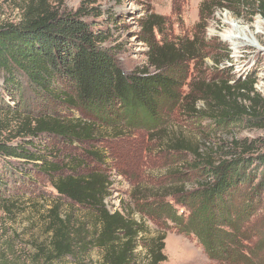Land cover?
<instances>
[{"label":"rangeland","instance_id":"374dc122","mask_svg":"<svg viewBox=\"0 0 264 264\" xmlns=\"http://www.w3.org/2000/svg\"><path fill=\"white\" fill-rule=\"evenodd\" d=\"M204 1L66 0L64 6L67 11H76L85 2L89 8L102 11L97 26L107 37L103 47L113 53L127 75L142 69L155 73L151 55L159 48L171 46L177 55L178 65L171 74L176 75L180 88L175 99L163 101L161 124L156 128H129L115 122L100 124L103 136L97 135L88 144L48 138L44 142L58 153L63 168L59 175L87 176L100 172L106 176L110 194L105 200L107 209L120 211L145 229L138 248L140 263L146 260V247L164 237V264H219L209 257L196 235L187 234L184 225H176L157 211L166 204L174 206L179 214L192 211L178 205L182 197L178 191L193 202L192 193L205 181L200 176L203 171L192 168L193 157L178 152L175 143L185 140L191 149L201 148L205 158L213 155L218 163L241 151L239 146L244 143L264 139V33L251 35L261 31L264 19L252 16V9L245 7L238 9L239 15L212 7L219 5V0H208L207 16H202ZM22 4V0H0V26L19 22ZM236 29H247L251 43L235 45L225 39ZM250 81H255L254 89L261 102L253 106L257 114L234 120H220L208 114V105L201 100L208 83L230 82L240 86ZM1 87L0 82V90ZM235 101L239 107L251 105L245 97ZM20 108L24 114L16 116ZM45 112L71 119L86 117L82 111L43 102L30 91L24 93L22 103L18 95H4L0 98V141L16 144L20 140L14 138L26 117ZM91 151L101 160L94 158ZM253 170L248 183L234 196L232 206L239 210L233 214L240 215L237 222L248 228L250 237L245 244L249 251H257L258 244L264 241V195L246 204L252 190L263 181L261 170ZM6 182L5 195L10 200L8 206L0 205V264H36L39 247L50 246L52 211L57 208L63 218L71 214L76 224L84 222L88 232L96 229L93 214L60 196L47 175L33 172L28 180L8 177ZM252 206L254 212L243 210ZM259 254L264 259V250ZM88 256V264L103 263L99 248L91 249ZM54 264L75 263L67 258Z\"/></svg>","mask_w":264,"mask_h":264},{"label":"trees","instance_id":"16d2710c","mask_svg":"<svg viewBox=\"0 0 264 264\" xmlns=\"http://www.w3.org/2000/svg\"><path fill=\"white\" fill-rule=\"evenodd\" d=\"M22 2L20 21L0 26V98L18 95L22 103L24 93L30 91L43 102L82 111L86 117L71 119L49 112L28 115L14 138L20 141H0V205L8 206L10 200L5 195L6 178L28 180L33 172L47 175L58 194L92 213L97 225L90 233L84 222L76 224L71 214L63 218L59 208L53 210L50 246L39 247L34 263L54 264L71 258L75 264H88L89 251L95 247L102 251V264H164V237L160 242L152 241L146 247L145 262H139L138 248L145 229L120 211L107 209L105 200L110 194L106 176L100 172L87 176L59 175L63 168L58 153L44 142L48 138L88 144L97 135L103 136L100 124L117 122L129 128L147 129L159 126L163 101L175 99L180 88L176 75L171 74L178 65L174 49L168 46L153 52L151 64L155 73L142 69L127 75L113 53L103 47L107 37L97 26L103 15L100 9H91L84 2L76 11H67L66 0ZM219 2L212 7L219 6L235 15L245 7L252 9V16L264 19V0ZM207 6L205 0L202 16H207ZM255 85V81L240 86L230 82L208 83L201 100L207 103L208 114L220 120L249 118L257 114L254 104L261 105ZM240 97L251 105L239 107L235 100ZM23 114L22 108L15 112L16 116ZM175 144L178 152L193 157L192 168L203 171L200 176L205 181L192 193L193 202L178 191L182 195L178 205L192 211L179 214L167 204L157 211L176 225H184L187 234L196 235L209 257L219 264H264L259 254L264 250V241L258 244L257 251H249L245 244L250 237L248 228L237 222L240 215L233 214L239 210L232 207L234 196L248 183L253 169L261 170L263 181L252 190L246 204L264 195V139L244 143L239 146L241 151L218 163L213 155L205 158L201 148L191 149L185 140L179 139ZM90 154L101 160L98 154ZM243 210L256 209L252 206Z\"/></svg>","mask_w":264,"mask_h":264},{"label":"bare ground","instance_id":"6f19581e","mask_svg":"<svg viewBox=\"0 0 264 264\" xmlns=\"http://www.w3.org/2000/svg\"><path fill=\"white\" fill-rule=\"evenodd\" d=\"M261 31L254 32L256 35L257 33H264V27H260ZM229 41H234L235 45H248L250 44V33L247 29H236L234 33H232L229 37L225 38Z\"/></svg>","mask_w":264,"mask_h":264}]
</instances>
